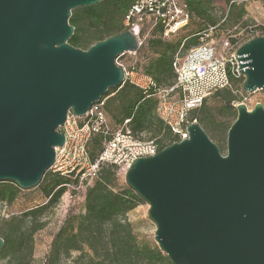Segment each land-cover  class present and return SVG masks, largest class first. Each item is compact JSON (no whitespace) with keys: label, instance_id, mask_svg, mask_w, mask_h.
<instances>
[{"label":"water","instance_id":"95a60500","mask_svg":"<svg viewBox=\"0 0 264 264\" xmlns=\"http://www.w3.org/2000/svg\"><path fill=\"white\" fill-rule=\"evenodd\" d=\"M104 0H0V182L37 186L64 145L68 113L82 117L125 70L116 60L139 48L130 30L87 49L68 40L71 11ZM243 90L264 92V36L235 51ZM226 151L196 121L188 138L125 169L148 204L154 240L173 264H264V105H236ZM4 244L0 238V250Z\"/></svg>","mask_w":264,"mask_h":264},{"label":"trees","instance_id":"16d2710c","mask_svg":"<svg viewBox=\"0 0 264 264\" xmlns=\"http://www.w3.org/2000/svg\"><path fill=\"white\" fill-rule=\"evenodd\" d=\"M133 1L104 0L92 6L75 8L69 18L74 31L68 42L77 48L87 49L96 41L124 31L123 17ZM214 3L215 0H186L189 19L180 30L185 28L193 17L205 22L207 28L215 26L216 20L211 14ZM233 3L229 4V9ZM146 39L140 49L145 44L144 47L151 51L152 56L141 71L136 67L134 69L151 78L155 86L144 92L139 86L125 80L120 87L109 89L100 98V101H103L114 93L105 99L101 109L116 124L129 119L127 127L133 136L138 138L140 133H148L149 139L155 140L159 149H162L175 142L177 137L157 116L155 112L157 99L153 95L157 89H166L174 83L172 62L180 46L182 45L180 48L182 49L184 45H196L198 38L190 34L179 40L169 41L162 36V28L157 25L151 30V38L147 41ZM228 91L230 87L217 90L210 95L221 98L224 106H231L232 98ZM207 98L199 107L188 113L189 121L195 120L200 124L201 120L207 119L202 112ZM105 139L106 136L102 133L91 137L87 145L91 161H94L102 151ZM116 168L117 166L108 163L99 167L94 181L85 192L84 213L76 218L69 216L58 229L47 254L46 264H57L71 252H76L77 259L85 261V264H156L168 260L159 248L142 246L137 242L126 215L143 200L129 186H124L120 191L114 190ZM46 175L47 172L37 186L47 180V191H50L48 199L53 202L62 193L61 184L64 178L57 173L48 177ZM18 191L16 183L0 182V200L11 203ZM40 212L41 210H31L7 221L8 228L0 236L4 240L0 258H14L15 264H19L22 255L31 251L32 234L41 225L31 222L27 226L25 218L30 216L34 218Z\"/></svg>","mask_w":264,"mask_h":264},{"label":"built area","instance_id":"2783aa9c","mask_svg":"<svg viewBox=\"0 0 264 264\" xmlns=\"http://www.w3.org/2000/svg\"><path fill=\"white\" fill-rule=\"evenodd\" d=\"M188 19L186 0H134L124 14L123 26L136 35L140 46L157 25L162 28V36L168 38L184 27ZM215 28L209 27L200 33L201 42L184 54L180 46L172 62L174 83L154 93L159 96L156 113L177 137L176 141L188 138L187 125L195 121H189L188 113L199 107L213 92L230 87L231 76L241 75L234 54L242 42L232 34L222 40L213 38ZM124 70L125 80L139 86L144 92L155 86L148 76L133 69ZM102 105L103 101L93 104L80 118L69 112L61 126L60 132L65 136L64 145L55 148V160L49 170L73 179L75 184H62L73 191L82 189L84 193L104 163L125 170L135 158L152 156L160 150L155 140L133 136L125 125L128 120L110 132ZM77 119L83 120L79 123ZM97 133H102L106 139L98 157L91 161L87 145Z\"/></svg>","mask_w":264,"mask_h":264},{"label":"rangeland","instance_id":"374dc122","mask_svg":"<svg viewBox=\"0 0 264 264\" xmlns=\"http://www.w3.org/2000/svg\"><path fill=\"white\" fill-rule=\"evenodd\" d=\"M211 14L215 18L217 25L215 30H213L212 37L217 40H222L227 35L232 34L237 41L243 43L251 38L264 36V2L262 0H236V3L233 4L231 9L228 8L227 2L217 5V1L215 0L214 5L211 7ZM206 28L207 25L205 22L193 17L185 28L168 37L167 40L176 41L192 34L196 35L198 38L197 44H199L201 42L200 35L197 33ZM149 38H151V32L146 41ZM144 46L146 45L144 44ZM144 46L137 55L125 53L118 57L116 62L125 66L127 70L136 67L141 71L152 56L151 51H147ZM192 46L195 45H184L180 49L181 53L184 54ZM244 80L245 77L242 73L239 76L230 77L231 85L230 91L228 92L232 98L231 106H224L221 98L210 95L206 99L202 111L207 119L201 120L200 126L207 136L219 147L222 153L226 151L227 131L237 116L236 105L243 103L248 110H251L256 103L264 105V92L261 89H257L251 93L245 92L243 90ZM82 120L77 119L79 123ZM107 120L110 132L121 127V125L115 124L110 118ZM61 130L60 127L59 131ZM138 138L147 139L149 138V134L142 132ZM46 172L47 177L53 175L51 170H47ZM124 173L125 170L123 168H116L115 184L113 187L115 191H120L124 186H128L124 180ZM62 177L64 178L62 184H75L73 179L66 178L65 176ZM94 179L90 181L89 185L92 184ZM46 182L47 180H44L41 185L30 189L19 188L17 196L11 203L0 200V236L7 230V221L11 218L20 217L23 213L31 210H41L36 217L33 218L30 216L25 218L27 226L31 222L37 225L40 224L41 226L32 234L31 251H27L22 255L19 264H46L47 254L58 229L65 223L69 216L76 218L84 213L86 190L83 193L82 189L73 191L70 187L63 186L62 193L58 199L51 202L48 199V193L50 191H47ZM147 210L148 204L143 201L129 211L126 218L131 223L137 242L140 245L159 248L154 240L156 226L149 218ZM161 252L167 257L162 250ZM15 263L14 258H0V264ZM57 264H85V261L77 259L76 252H71L70 255L63 257ZM156 264L173 263L168 258V260L165 259Z\"/></svg>","mask_w":264,"mask_h":264},{"label":"crops","instance_id":"0c3cea01","mask_svg":"<svg viewBox=\"0 0 264 264\" xmlns=\"http://www.w3.org/2000/svg\"><path fill=\"white\" fill-rule=\"evenodd\" d=\"M217 1V5L218 4H222L223 2L225 3V2H227V6H229V4H231L232 2H234V3H236V0H216ZM233 3V4H234ZM215 26L217 27V25L215 24ZM210 27H213V26H210ZM141 46V45H140ZM140 46H139V48H138V50L136 51V52H134V53H129V54H132V55H137V53H139V49H140ZM179 50V49H178ZM177 50V51H178ZM123 68H125L126 70H127V68L125 67V66H123L122 64H120ZM131 69H133V70H135L133 67L131 68ZM135 71H137V70H135ZM138 72V71H137ZM140 73V72H139ZM129 81V80H128ZM130 82V81H129ZM130 83H132V82H130ZM132 84H134V83H132ZM114 95V93H111L110 95H108L106 98H108V97H111V96H113ZM153 97L154 98H156L157 99V103H158V95H156V94H154L153 95ZM105 98V99H106ZM105 99L103 100V103H104V101H105ZM157 107V106H156ZM155 112H156V109H155ZM157 114V113H156ZM105 118H106V124L108 123V118H110L111 119V117L105 112ZM158 116V115H157ZM112 120V119H111ZM126 120H128L129 121V119H124L123 120V122L121 123V124H119V125H121V126H123L124 125V123H125V121ZM113 121V120H112ZM114 122V121H113ZM115 123V122H114ZM128 123V122H127ZM127 123L125 124L126 126H127ZM116 124V123H115ZM107 127H108V125H107ZM109 129V128H108ZM117 130V129H116ZM114 132V131H113ZM147 139H149V138H147Z\"/></svg>","mask_w":264,"mask_h":264}]
</instances>
